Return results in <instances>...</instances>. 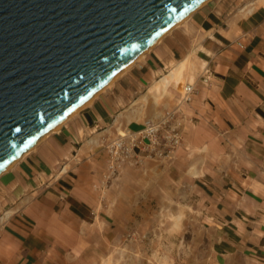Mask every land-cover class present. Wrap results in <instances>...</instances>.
<instances>
[{
  "label": "crops",
  "instance_id": "crops-1",
  "mask_svg": "<svg viewBox=\"0 0 264 264\" xmlns=\"http://www.w3.org/2000/svg\"><path fill=\"white\" fill-rule=\"evenodd\" d=\"M129 64L0 173V264H88L119 226L122 201L108 208L117 184L103 178L110 134L175 108L185 83L195 92L180 108L194 121L177 164L186 169L187 154L217 141L237 156L229 183L200 185L213 237L207 264H264V0H207Z\"/></svg>",
  "mask_w": 264,
  "mask_h": 264
},
{
  "label": "water",
  "instance_id": "water-1",
  "mask_svg": "<svg viewBox=\"0 0 264 264\" xmlns=\"http://www.w3.org/2000/svg\"><path fill=\"white\" fill-rule=\"evenodd\" d=\"M203 0H0V170Z\"/></svg>",
  "mask_w": 264,
  "mask_h": 264
},
{
  "label": "rangeland",
  "instance_id": "rangeland-1",
  "mask_svg": "<svg viewBox=\"0 0 264 264\" xmlns=\"http://www.w3.org/2000/svg\"><path fill=\"white\" fill-rule=\"evenodd\" d=\"M177 93L178 103L181 91ZM179 114L183 131L187 122L194 120L181 108ZM205 130L213 133L210 128ZM210 147L207 153L187 154L186 169L184 159L177 164L174 152L163 159H145L136 167L126 166L109 181L108 186L117 184V188L111 192L115 201L108 202V208L114 210L122 201L116 206L119 226L112 225L116 226L115 237L98 244L88 264H207L213 237L204 216L209 204L207 192L200 185L218 180L229 183L232 170L237 171L236 152L218 141ZM194 168L203 172L202 177L189 180L188 173L183 176Z\"/></svg>",
  "mask_w": 264,
  "mask_h": 264
},
{
  "label": "built area",
  "instance_id": "built-area-1",
  "mask_svg": "<svg viewBox=\"0 0 264 264\" xmlns=\"http://www.w3.org/2000/svg\"><path fill=\"white\" fill-rule=\"evenodd\" d=\"M193 92V85L187 84L175 108L164 110L155 118H145L140 128L124 129L109 139L105 145V184L126 166L136 167L145 159H163L175 152L182 141L180 106L191 101Z\"/></svg>",
  "mask_w": 264,
  "mask_h": 264
},
{
  "label": "bare ground",
  "instance_id": "bare-ground-1",
  "mask_svg": "<svg viewBox=\"0 0 264 264\" xmlns=\"http://www.w3.org/2000/svg\"><path fill=\"white\" fill-rule=\"evenodd\" d=\"M207 0H203L202 2H200L198 5H196L193 9H191L189 12H187L185 15H183L180 19H178L174 24H172L167 30H165L158 38H156L151 44H149L147 47H145L133 60H131L130 62L132 63V62H134V61H136L138 58H140V56L143 54V53H145L146 51H148L149 50V48H151L155 43H157L161 38H162V36H163V34H165L166 33V31H168V30H170V28H172V27H175V26H177V25H179V24H181L182 22H184L187 18H188V16H189V14L194 10V9H196L198 6H200L201 4H203L204 2H206ZM130 62H128L127 64H125L124 65V67L126 66V65H128ZM130 65V64H129ZM128 65V66H129ZM183 63H180L179 65H177L174 69H172L171 71H170V78H172L173 80H175L176 82H183L184 81V79L182 80V76H183V69H184V67H183ZM127 66V67H128ZM123 67V68H124ZM121 71V70H120ZM120 71L112 78V79H110L107 83H105L102 87H100L96 92H94L87 100H85L84 102H82L81 104H79L78 106H76V107H74V109L70 112V114H68L60 123H58L57 125H55L54 127H52L51 129H49L47 132H45L43 135H42V137L43 136H45V134H47V133H50L51 132V130H56L61 124H62V122L65 120V119H67L71 114H74V113H76L79 109H81L82 107H84L86 104H88L91 100H92V98L95 96V95H97V93H99V92H101L102 91V89L103 88H106L105 86H107L108 84H110L113 80H115V78L119 75V73H120ZM187 84H192V83H185V84H183V87H182V89H181V92L183 91V89H185L186 88V86H187ZM42 137H40L41 139H42ZM40 138L38 139V140H36L31 146H29L28 148L30 149V148H33L34 147V145L40 140ZM27 148V149H28ZM27 149H25L26 151H27ZM28 149V150H29ZM24 150V151H25ZM24 151H22L20 154H18L15 158H13L3 169H1L0 170V173H2L4 170H6L8 167H10L16 160H17V158L19 159V157L20 156H22L23 155V152Z\"/></svg>",
  "mask_w": 264,
  "mask_h": 264
}]
</instances>
